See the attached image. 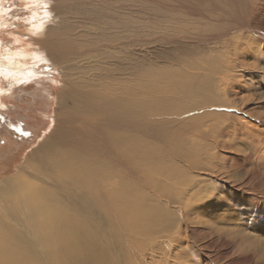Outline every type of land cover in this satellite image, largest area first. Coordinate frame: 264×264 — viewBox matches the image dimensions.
<instances>
[{"label":"bare ground","instance_id":"6f19581e","mask_svg":"<svg viewBox=\"0 0 264 264\" xmlns=\"http://www.w3.org/2000/svg\"><path fill=\"white\" fill-rule=\"evenodd\" d=\"M149 1L155 18L167 15L176 25L186 18L179 5ZM37 2L51 7L42 8L45 16L31 15L27 36L12 37L19 46L4 50L0 43V76H11L10 85L25 81L34 72H26L27 59L47 60L46 69L55 68L73 94L49 138L23 162L32 165V175L22 171L4 181L9 189L0 192V211L27 224L28 231L0 216V239L11 237L15 244L0 253V264H183L184 254L193 255L187 234L193 223H201L192 221L203 196L198 174L213 170L217 150L224 146L221 138L235 122L228 112L235 104L226 98L230 81H236L232 72L243 64L244 50L262 51L261 41L249 32L248 39L231 35L227 15L193 20L192 25H213L206 39L213 43L216 62L171 58L163 71L157 67L148 75L141 89L133 72L132 36L121 37L107 27L86 35L85 19L68 16L69 5L93 12L97 1ZM103 4L111 10L110 0ZM230 7L241 17L255 13L260 18L264 0H231ZM3 9L1 3L0 35ZM218 9L211 7L212 13ZM171 35V43H180L178 32ZM155 39L151 36L149 44ZM116 59L127 66V78L116 72ZM166 80L174 96L159 86ZM2 91L0 83V108ZM56 98L62 101L61 94ZM72 119L70 132H63ZM37 175L54 184L32 183Z\"/></svg>","mask_w":264,"mask_h":264},{"label":"rangeland","instance_id":"374dc122","mask_svg":"<svg viewBox=\"0 0 264 264\" xmlns=\"http://www.w3.org/2000/svg\"><path fill=\"white\" fill-rule=\"evenodd\" d=\"M27 1H0L3 10H6L3 13L5 25L1 27L6 32L0 35L4 50L20 45L12 37L28 35L32 14L37 13V18L45 16L42 8L47 5L51 7L49 3L41 4L42 1ZM67 1L68 4L72 2ZM95 1L97 3L93 12L89 9L83 13L78 6L69 5L68 16L75 20L85 19L86 24H79L85 25L86 31L90 32L86 35L101 32L104 27L121 37L130 34V52L135 65L133 72L141 89L147 84L148 75L155 68L159 71L157 67L163 71L166 68L164 63L168 64L171 58L182 60L190 56L192 62L197 61L201 65L216 62V53L210 51L213 43L206 39L211 37L207 30L213 25H192L193 20L222 19L227 15L230 25L225 24L231 35L248 39L246 36H249V32L253 38L261 41L262 51L244 50L241 55L243 64L232 72L231 77L236 81H230L233 88L227 89L226 98L235 104L228 109L235 122L221 138L224 146L217 150V162L211 166L213 170L200 171L198 174L203 196L198 200L199 205L195 206V219L192 221L200 220L201 223L197 224L196 221L191 225L196 224L195 229L187 234V248L193 251V255L189 257L184 254L182 262L264 264V7L260 18L255 13L241 17L239 11L231 9V0H204V4L196 0L197 3L193 0H165L172 7L179 5L185 11L182 16L186 18H181L182 24L176 25L167 21V15L155 18L152 13L154 5L149 0H110L111 10H106L104 4L100 7L103 0ZM213 5L220 6L219 12L212 13ZM234 17L241 20V24H237ZM52 18L55 22L57 17ZM188 18L192 19L188 21ZM172 32H178L180 43H171ZM156 35L163 37L155 39ZM151 36L155 39L152 45L149 44ZM157 40L162 43L159 44ZM168 50L170 55H167ZM125 57L122 56L123 59ZM113 62L117 64L116 72L120 69L123 77L127 78V66L119 59ZM46 64H49L47 60L27 59L26 72L34 70L32 76L25 81L13 80L12 85L11 76H0L3 87V106L0 108V192L3 191V194L9 189L4 181L12 180L22 171L32 175V165L23 162L41 141L49 138L57 125L58 113L63 111L64 105L71 103L68 96L73 94L72 85H63V76L55 68L46 69ZM25 74L21 72L20 76ZM159 86L164 88V94L174 96L167 92L172 88L171 81H161ZM58 94L62 95V101L57 100ZM73 122V119L68 122L62 131L70 132ZM67 145L72 147L73 143ZM31 182L54 184L52 180L38 175ZM0 216L20 224L19 229L28 231L27 224L11 220L5 212L0 211ZM10 239H0V253L15 246ZM22 245L19 244L20 247ZM17 249L20 252L15 255H20L21 249Z\"/></svg>","mask_w":264,"mask_h":264}]
</instances>
